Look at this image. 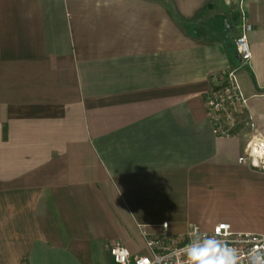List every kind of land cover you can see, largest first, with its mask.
Returning <instances> with one entry per match:
<instances>
[{
  "label": "crops",
  "instance_id": "obj_1",
  "mask_svg": "<svg viewBox=\"0 0 264 264\" xmlns=\"http://www.w3.org/2000/svg\"><path fill=\"white\" fill-rule=\"evenodd\" d=\"M240 13L246 125L216 140L204 97L239 65ZM252 137L264 0H0V264H113L164 223L264 235V172L238 163Z\"/></svg>",
  "mask_w": 264,
  "mask_h": 264
},
{
  "label": "built area",
  "instance_id": "obj_2",
  "mask_svg": "<svg viewBox=\"0 0 264 264\" xmlns=\"http://www.w3.org/2000/svg\"><path fill=\"white\" fill-rule=\"evenodd\" d=\"M251 30L252 27L247 18L240 13L237 32L233 39L239 65L217 74L216 83L204 97L206 117L211 126L212 136L216 140L233 139L246 125L247 99L240 89L238 72L251 59L248 40ZM254 160L259 162V166H254ZM238 163L247 164L251 168L264 172V140L258 137L250 138L245 144ZM164 224L161 225V231L157 234L141 232L146 251L142 256L132 257L122 244L114 243L110 248L113 264H151L154 260L156 264H159V257L183 248L194 235H219L226 238L231 246L239 249L242 264H247L252 250L264 249V235L236 233L226 223L215 225L210 232H202L196 226H188L178 233H170L168 227L165 230ZM217 229L220 231L218 232Z\"/></svg>",
  "mask_w": 264,
  "mask_h": 264
},
{
  "label": "clouds",
  "instance_id": "obj_3",
  "mask_svg": "<svg viewBox=\"0 0 264 264\" xmlns=\"http://www.w3.org/2000/svg\"><path fill=\"white\" fill-rule=\"evenodd\" d=\"M253 163L259 166L258 161ZM163 227L167 230L168 225L165 223ZM158 259L159 264H242L239 249L219 235H194L183 248ZM151 264H156V261ZM247 264H264V249L252 250Z\"/></svg>",
  "mask_w": 264,
  "mask_h": 264
},
{
  "label": "trees",
  "instance_id": "obj_4",
  "mask_svg": "<svg viewBox=\"0 0 264 264\" xmlns=\"http://www.w3.org/2000/svg\"><path fill=\"white\" fill-rule=\"evenodd\" d=\"M169 12H170V14H171L175 19H177L178 22H179L178 17L175 15L174 11H173L171 8L169 9ZM235 23H237V21H236ZM234 53H235V52H234Z\"/></svg>",
  "mask_w": 264,
  "mask_h": 264
},
{
  "label": "rangeland",
  "instance_id": "obj_5",
  "mask_svg": "<svg viewBox=\"0 0 264 264\" xmlns=\"http://www.w3.org/2000/svg\"><path fill=\"white\" fill-rule=\"evenodd\" d=\"M180 232V231H179Z\"/></svg>",
  "mask_w": 264,
  "mask_h": 264
}]
</instances>
